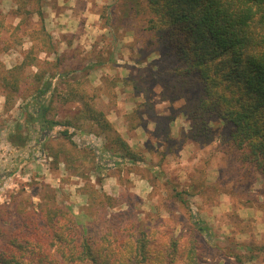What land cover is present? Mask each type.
I'll use <instances>...</instances> for the list:
<instances>
[{
    "label": "rangeland",
    "instance_id": "1",
    "mask_svg": "<svg viewBox=\"0 0 264 264\" xmlns=\"http://www.w3.org/2000/svg\"><path fill=\"white\" fill-rule=\"evenodd\" d=\"M57 1L0 0V232L15 212L39 223L61 209L91 238L167 231L200 264H262L254 218L264 220V174L230 147L231 125L196 104L207 90L185 71L197 53L204 89L246 93L218 78L227 57L149 30L128 0H91L96 17L65 14L58 25L72 34L58 35L46 15ZM41 104L56 123L44 130ZM116 135L140 161H127Z\"/></svg>",
    "mask_w": 264,
    "mask_h": 264
},
{
    "label": "trees",
    "instance_id": "2",
    "mask_svg": "<svg viewBox=\"0 0 264 264\" xmlns=\"http://www.w3.org/2000/svg\"><path fill=\"white\" fill-rule=\"evenodd\" d=\"M126 6L148 13L149 30L162 32L168 28L172 34L183 35L184 40L192 37L201 42L202 50L211 57H227L223 66L227 70L218 78L225 77L246 93H209L208 86L204 89L201 81L208 70L197 53L186 55V75L195 77L203 91L207 90L196 104L231 125L230 147L240 151L242 161L264 174V0H145L144 4L128 0ZM207 79L213 83L216 76L210 79L207 75ZM47 111L48 107L39 105L42 130L46 125H56L48 121ZM101 124L112 129L106 119ZM115 141L127 161H140L119 135ZM34 217L15 212L11 227L0 232V264L201 263L195 250L173 232H156L153 238L144 231L137 236L91 238L61 209H53L51 214L47 211L46 219L38 218L39 223ZM5 222L2 220V224ZM193 226L206 232L196 221Z\"/></svg>",
    "mask_w": 264,
    "mask_h": 264
},
{
    "label": "crops",
    "instance_id": "3",
    "mask_svg": "<svg viewBox=\"0 0 264 264\" xmlns=\"http://www.w3.org/2000/svg\"><path fill=\"white\" fill-rule=\"evenodd\" d=\"M79 0H61V1H57L56 5L57 7L55 8H51L50 9V13H46L47 16H50L53 18V21L55 22V24L57 23L55 29L53 30L54 33H57L58 35H66V34H72L71 30H70V26L68 27H63V26H59L58 24H62V17L65 18V14H71L72 18H73V22L76 19V17L80 16L82 18H95L96 14H94L93 12H91V10L89 9L88 5L89 3L91 4V0H84L85 1V8L83 10H80L75 14L74 10H73V5L75 4V2H77ZM60 8V9H58ZM67 16V15H66ZM87 26V24L85 25ZM72 27V26H71ZM109 121V120H108ZM110 122V121H109ZM127 132V131H126ZM143 182H145V180L143 179H138L135 181L134 185L135 188L138 190L139 192H142L145 188V186L142 184ZM251 218L253 217V214L251 213ZM256 215H254L255 217ZM255 222V226L256 228L259 230L260 235L262 236L263 232H264V220H260V218H258L256 216V218H254ZM254 236L257 235V231L253 232ZM262 264H264V259Z\"/></svg>",
    "mask_w": 264,
    "mask_h": 264
}]
</instances>
